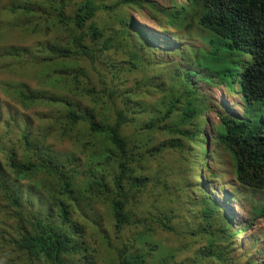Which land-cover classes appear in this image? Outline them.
I'll return each instance as SVG.
<instances>
[{"label":"trees","instance_id":"obj_1","mask_svg":"<svg viewBox=\"0 0 264 264\" xmlns=\"http://www.w3.org/2000/svg\"><path fill=\"white\" fill-rule=\"evenodd\" d=\"M167 1L159 5L157 0H14L9 7L14 13H39L32 24L20 15L28 33L57 31L55 39L36 45L38 54L29 55L27 62L33 76L52 92L22 84L14 94L24 109L39 104L51 109L40 114L44 123L34 132L32 123L26 122L0 148V264H173L177 250H166L156 237L159 229L177 232L182 225H172L171 215L185 219L186 206L192 218L200 213L205 224L197 232L184 228L183 233L192 240L207 236L205 225L210 221L226 240L230 223L207 187L221 184L219 199L224 201L237 199L239 188L264 190V0H199L197 21L209 32L210 50L187 44L172 47L181 63L150 58L149 54L164 51L149 40L157 32L138 27L119 12L122 7L146 6L152 9L151 25L188 28V8L196 6L191 0ZM101 12L105 16L97 22ZM199 37L205 40L204 33ZM27 53L17 46L3 50L9 61ZM82 59L91 64L98 89L92 74L83 70ZM160 65L167 75L159 83L152 71ZM235 83L245 105L243 118L211 108L204 90L208 85L230 89ZM106 104L108 119L100 111ZM212 109L218 113L211 134L214 148L208 154L202 128ZM125 126H131V135L123 133ZM156 128L174 132L169 145L165 140L161 145L178 150L181 160L190 163L189 171L193 167L195 178L194 185L183 186L186 170L168 184L170 168L158 170L156 177L166 186L162 202L172 205L166 213L152 216L140 210L137 199L147 178L140 170L157 154V148L148 146L153 137L140 139ZM53 133L73 140L84 153L83 162H59L52 145L45 144ZM210 155L218 168L227 170L213 169ZM95 172L101 173L98 179ZM77 174L82 175L79 184ZM25 186L32 189L26 197ZM82 199L86 201L79 203ZM40 201L43 206H35ZM97 202L104 208L98 210ZM253 210L264 217V204ZM212 246L209 240L193 254L199 262L232 264ZM256 263L251 257L242 262Z\"/></svg>","mask_w":264,"mask_h":264},{"label":"rangeland","instance_id":"obj_2","mask_svg":"<svg viewBox=\"0 0 264 264\" xmlns=\"http://www.w3.org/2000/svg\"><path fill=\"white\" fill-rule=\"evenodd\" d=\"M13 1L14 0H0V148H2L3 146H7V137L10 134H16L17 136V130H19V127H22V125H24L26 122L32 123V132H34V129L37 128V126H41L44 123L40 114L47 113L49 112V109H51L49 106H45L43 104L32 105L28 109H24L18 104V102L14 98V94L15 90L19 89L22 84L26 85L29 89H43L46 93L52 92L50 86L45 85V83L43 82L41 83L37 77L33 76L34 73H32V69L30 67L32 64L29 65L27 64V62L30 61L29 55L34 56L38 54L36 45L40 42H42L43 44H47L49 41L55 39L54 35H56V33L54 32L57 30H39L36 32V34L28 33L26 30H24V28H26V22L23 23L22 21H19V19H21L20 15L23 19H26L28 17L32 24L33 22H37L39 13H32L31 15L24 14L22 11H17L14 13L9 9ZM157 1L160 3L166 2L164 0ZM141 11L144 14L143 16L148 21L154 20L152 9H150L149 7L146 8V6H144ZM119 12L121 14H125V16L127 14L128 19L130 18V13H128V10L125 7H122ZM104 16L105 13H99L97 22L101 17L104 18ZM134 19L138 20L137 17H134ZM130 20L133 21L132 18ZM188 23H190L188 28L184 27L176 30L173 29V32L178 36L177 41L180 44L191 43L198 46L201 44V42H204L202 37L201 39L199 37L203 34V31L202 33H200L198 26L193 21H188L187 24ZM156 39H158V36H156ZM10 46L24 48L28 53L22 55L21 60H19L18 57H15V61H9L7 56L3 54V50ZM154 46L158 48L156 44H154ZM171 50L172 47L171 49H169L167 54L161 52L157 54H149L148 56L153 60L157 57L159 60H162L164 62H166V60L171 61ZM169 53L171 54L169 55ZM112 58L115 60L116 57L113 56ZM176 58L177 57L174 58V61L177 60ZM81 64L84 67L83 70L88 71L92 74L91 80L98 89L100 84L98 83L96 74L91 72V64L89 63V61L86 59H82ZM98 67L101 70V67ZM152 73L155 76L156 81L159 83L162 82V80H164L167 75V71L161 65L154 66ZM112 85L113 84H110L108 87ZM21 89L23 90V87ZM204 90L209 92L208 94L213 102L214 93L211 92V88L209 86H205ZM82 98L86 103L88 102L87 97L83 96ZM147 99L152 100L153 98L150 97ZM107 104L104 107H100V111L102 112V114L104 112L106 113V119H108L110 115ZM213 109L207 112L208 120L205 126L202 128V135L204 136V138L207 137L209 139V148H211L212 144L210 140V136L213 132L212 127L217 123V117L215 116V112ZM96 116V120H99L100 115L98 114ZM130 130L131 126H125L123 129V133H127ZM128 134L131 135V132H129ZM149 136L151 139L153 137V140L151 141V143H149L148 146L157 148V154L151 157L152 161H149L150 164L146 169L140 170V175H145V177L147 175V178L144 183L145 187L143 193H140L137 200H139L141 203L139 207L141 211H143L147 215L154 216L155 214H159L161 211H167L168 206L172 205H166V203H163L166 202L164 198V194L166 193L164 187L166 186L162 185L163 182L158 181L156 172L158 170L160 172L163 167H166V169L170 168L171 174L166 178V182L168 184H171L172 181L174 182L175 180H178V172H180L181 174V172H185L187 170L188 174L183 186H185L188 182H193L194 185L195 173L193 172V167L190 169L191 171H189L190 163L188 161L181 160V157L183 156L180 155L178 150L168 146L162 147L161 144L164 140V144L169 145V139L176 136L174 132L156 128L151 132V134L149 133V135L147 136L142 135L140 140L145 141ZM204 143H206V141ZM45 144L52 145L53 153L58 154L59 162H62L66 165H75L77 163L83 162L84 153L80 150L81 148L78 147L76 143L73 142V140H69L65 136H60L58 133H53L50 137L45 138ZM76 158H79L80 161H77ZM195 158H197V156ZM222 159V163L226 164L224 158ZM209 160V162L212 164L213 169H226V167L218 168L217 164L215 163V158H213L211 155ZM95 173L97 175L95 179H98L101 173ZM75 182L77 184L82 182V175L77 174ZM208 184L209 183H207V185ZM156 185H158V187H156ZM29 186H25L22 189V193H24L25 195L24 196L22 194L24 197L29 195L32 191V189H29ZM219 186H221V184H211L207 188L208 193H210L217 202L219 200L218 203L220 204L221 199L219 198H221V192L219 193ZM80 187L81 186H78L77 189L81 190ZM180 187H182V185ZM34 191H37L39 196V193L41 191ZM236 191L238 193L237 199H230L227 203L231 208L230 216L226 214L225 215L227 216L231 227L229 231L226 232V240L224 238L221 239L223 235L220 234L216 228L211 226L212 223H210V221H208V223L205 225L207 226V236L203 234V236L199 237L197 240H192L190 235H188L187 233H183L182 230L184 228L190 231L197 232L198 228L203 227L205 224V221L200 217V213H196V216L192 218L190 216L192 211H188L186 206H184V210L182 211V214H186L185 219L174 218V215H171L172 221L170 223L172 225L175 226L178 223H181L182 225L178 227L176 226L177 232L174 230L166 231L159 229L156 237H158V240L162 244V247L166 250H177L175 258H173V264H217L216 260L214 259H208L206 261L202 260L201 262H199V259L196 258L193 254V251L196 248L207 246V242H209V240L213 241L214 248L212 246V249L216 252L220 251L227 257H230L232 264H242V262H244V260L249 257L257 261L256 264H264V217L258 215V212H255L253 210V208H255L256 206L260 207L262 206V204H264V191L261 190L250 192V190L246 188H239ZM42 194V196H44V193ZM157 197L158 199H156ZM28 198L31 199L32 195L28 196ZM222 200L224 201V198ZM85 201V199H82L79 200V203H83ZM38 205L43 206L41 201L40 203L38 202L37 204H35V206ZM95 207L98 210L104 208L102 205H99L98 202L96 203ZM175 211L178 213L180 212L177 209H175ZM239 227L244 230L243 233L237 230L239 229ZM127 232L128 229H125L124 234Z\"/></svg>","mask_w":264,"mask_h":264},{"label":"clouds","instance_id":"obj_3","mask_svg":"<svg viewBox=\"0 0 264 264\" xmlns=\"http://www.w3.org/2000/svg\"><path fill=\"white\" fill-rule=\"evenodd\" d=\"M164 1H166V2L160 3L157 1V3L159 5H162V4L167 5L168 1L167 0H164ZM175 1L178 3L188 4L187 0H175ZM191 2L196 6V8L193 9L191 6H189L188 10L190 9V11L187 14L189 17H187L186 20L193 21L198 26L199 31H201V32L203 31L204 36H205V40L203 43L201 42V44L198 46H201V48H203L204 51H209L210 45H209V41L207 39L209 37V32L206 31V29H204V28L202 29V27L200 26V24L197 21V15H198V13H197L198 8L197 7L199 6V0H191ZM127 10H128V13H130L129 14L130 19L132 18V20H133L134 17H137L138 20L134 19L133 21L136 22L140 28L150 29V30H154L155 32H157L156 34H152L150 36L149 40L151 41V43L153 45L156 44L158 46V48L163 49L164 53L167 54V52L169 51V49H171V47L184 45V44H180L177 41L178 36L173 32V29H175L174 27H171V28L165 27L164 29H161V28L159 29L156 24L151 25L150 21H148L145 18H141V15L136 14V12H139L140 14L144 15L142 13L141 9H137V10L127 9ZM188 18H190V19H188ZM144 25H148V26H144ZM166 35H169V36H166ZM156 36H158V39H156ZM187 45L197 47L196 45L191 44V43H188ZM170 54L171 53H169V55ZM175 57H177L176 58L177 60L175 62H180V63L183 62V59L181 57H179L178 55H174L172 53V61L173 62H174ZM242 57H243L244 61H248L246 54H244ZM209 87L211 88V92L214 93V99H213V102L211 104V108L213 107V108L218 109V112H220L222 110L226 114H229L235 118L245 117V105H244V102L242 99V94L238 89V83H235L233 85V87L230 89L227 87H222V86H220V87L209 86ZM217 113H215L216 117H217ZM206 117H207V115H206ZM207 120H208V117H207ZM210 138H211V136H210ZM210 140L212 143V138ZM208 142H209V139L207 138L206 149H207V153L209 154L213 150L214 146H213V144H211V148H209ZM221 170H225V168H221ZM259 191H261V190H259ZM262 191H264V190H262ZM227 203H228V201H223L221 199L220 204L223 205L224 210H225V214L230 216L231 208ZM237 230L241 231L240 227ZM243 232L241 231V233H243Z\"/></svg>","mask_w":264,"mask_h":264}]
</instances>
